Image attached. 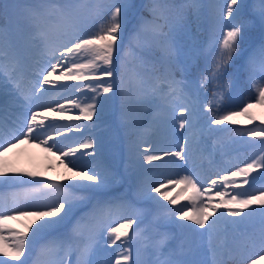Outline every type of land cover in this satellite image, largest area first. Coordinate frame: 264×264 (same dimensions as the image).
<instances>
[{
  "label": "snow or ice",
  "instance_id": "snow-or-ice-1",
  "mask_svg": "<svg viewBox=\"0 0 264 264\" xmlns=\"http://www.w3.org/2000/svg\"><path fill=\"white\" fill-rule=\"evenodd\" d=\"M130 7L129 0H12L0 8V154L21 140L34 142L46 152L58 153L59 162L74 173L65 177V182L21 180L7 177V164L0 160L3 183L33 185L23 192L0 195V257L6 258L0 259V264H111L97 259L105 236L109 247L120 242L114 264H264V255H259L264 252V186L234 191L230 199H226L227 192L216 191L219 204L214 206L213 197L208 195L205 206L195 172L173 180L159 171L165 158L169 164L177 160L187 163L193 149L204 142V133L216 131L212 126L236 125L237 116L251 123L255 119L249 113L253 102L264 106V0H252L251 5L243 0H211L208 4L204 0H183L179 4L174 0H148L143 5L147 14L140 16L125 45ZM173 10L179 12L175 19L170 17ZM206 15L210 17L204 29L207 40L194 44L181 61L178 33L188 28L189 18L201 30ZM217 30L222 35L220 40ZM250 31H257L260 40L247 57L245 71L250 81L257 73L261 79L252 84L255 95L242 108L222 112L229 85L220 81L244 34ZM200 59L204 60V69L197 82L191 78L190 69ZM177 69L181 79L176 78ZM57 81L91 83L65 85ZM210 88L212 98L199 110L200 93ZM57 89L87 90L91 95L86 100L90 102L65 97L67 107L51 98L47 104L39 103ZM117 99L118 114L114 106ZM110 104L116 115L113 127L124 129L129 138L136 137L129 147L128 167L133 168L129 179L134 188L131 197L127 192L111 194L120 180L105 165L99 138L90 135L58 144L55 137L63 138L82 126L46 122L44 114L57 112L62 116L78 109V119L93 121L95 128L94 117L100 120ZM150 105L157 109L154 119L164 117L170 122L173 136L177 127L188 133L184 142L176 145V151L150 146L143 139L149 129H141L129 114V106H135L139 113ZM38 108L44 112L34 110ZM49 131L55 137L48 135ZM235 131L239 136L259 137L260 154L251 162L245 161L243 167L225 169L229 175H220V183L225 187L235 185V178L241 177L243 185L251 186L257 177L264 180V121ZM141 143L146 145L143 149ZM157 161L161 164L156 165ZM26 175L35 177L38 173ZM175 184L193 189L194 195L188 200L199 203L191 208L169 207L177 200L169 197L167 186ZM216 185L217 181L211 180L209 191ZM139 202H150L155 211L138 207ZM89 205V211L73 222L75 212ZM221 208L224 211H219ZM28 215L35 219L23 232L5 223ZM149 215L151 219L145 224ZM257 216L259 228L254 224ZM69 224L71 227L62 231ZM169 226L177 231H170ZM134 241L140 245L136 260L131 257ZM257 246L259 252H252ZM251 255L259 259H251ZM73 256L74 261L70 259Z\"/></svg>",
  "mask_w": 264,
  "mask_h": 264
},
{
  "label": "rangeland",
  "instance_id": "rangeland-1",
  "mask_svg": "<svg viewBox=\"0 0 264 264\" xmlns=\"http://www.w3.org/2000/svg\"><path fill=\"white\" fill-rule=\"evenodd\" d=\"M11 3L12 0H8L6 1L5 4H11ZM187 32L188 31H186V33ZM179 34H184V33L183 31L182 32L180 31ZM181 38L183 40H181L182 51L180 55V60L184 61V58H186L187 55V51L185 47H187L188 51H190L191 47L194 45V42H192L193 44H190L189 40L185 37V35H182ZM216 38L217 40H220L222 39V35H218ZM201 61L203 65H199L200 66L199 69H201L204 66V60L201 59ZM191 73L193 72L191 71ZM58 74L59 71L55 73V75ZM239 77H241L240 80L241 82L239 83L240 85L238 86V88L241 87L240 92L244 95V97L241 98L242 99L245 98L247 103L249 102V98L255 95L252 84L254 82L260 81L261 77L260 74L257 73L254 80L250 81L248 77V73L245 71V68L241 70ZM56 83L72 85L74 83L76 84L91 83V81H84V82L57 81ZM244 83H246L245 86L243 85ZM25 85L27 86L26 81H25ZM90 95L91 93L87 92V90H85L84 93H79L75 89H72L71 91H64L63 89H57L56 91L49 93V95H46V97L47 100L51 98L53 101H58L61 104H65V106L67 107L68 104L66 102L65 97L71 99L78 98L82 103H87L90 101L86 100V96H90ZM39 103L47 104L48 102H46L44 98L40 100ZM115 103L117 106L119 105L118 99L117 101L114 102V104ZM200 104L201 101L199 100L198 105ZM198 105L197 107L199 109ZM53 107H55V104H53ZM34 110L44 112L43 108H38ZM178 112H179V108H177V113ZM249 112L252 113L256 121L260 123L261 121H264V106L257 105L253 102V106L251 109H249ZM156 113H157V109L155 105L147 106L146 110H142L143 116H141L138 125L140 126L141 129L145 127L149 129L148 135L143 136V139H147L150 143V146L152 147H156L158 149H167L168 151H176L177 150L176 145L179 143H183L184 136L188 133L187 132L182 133V131L177 127L176 135L173 136L171 132L170 122L164 117H161L159 119H154ZM44 114L46 117V122L50 121L57 125H66L71 123L73 125L80 124L82 126L79 131L69 132L63 138L55 137V133L49 131L48 135L54 136L58 144L71 143L75 140L87 139L89 138L90 135L99 138V141L103 144L102 159L105 165H107L113 172H115L118 179L120 180L119 184L113 186L111 190V194L120 195L122 193L127 192V194L130 197L132 196V192L134 191V188L130 187L131 181L129 179V176L133 172V168L128 167V161H129L130 140L135 141L136 137H132V138L127 137L125 135V131L121 128L117 129L113 127L111 128L112 129L111 131H108V125H106V123H108L110 119L109 114L103 115L100 120H94L95 123L98 125V127L95 128L92 127L93 121L89 122L86 120L78 119L79 117L78 109H73L70 112H66L62 116L59 115L57 112H52V113L44 112ZM113 115L114 114H112V116ZM85 125H87L88 127L84 128L83 126ZM119 130H121L122 134L120 133ZM205 141L206 140L204 137V142ZM204 142L201 143L199 147L193 149L191 157L187 160V163H185L184 161L177 160L175 164H169L168 158H165V161L163 162L164 167L160 168L159 171L164 172L169 178L173 180H178L185 175H191L193 172H195L200 180V184L198 185L199 190L201 193H204L201 199L204 200L205 206H207L208 195H211L213 197L212 203L215 206L216 204H219V200H220V198L215 196L216 191L227 192L228 196L226 197V199H230L231 194L234 191H239V188H242L243 184H242V179L241 182L236 181L235 185H229L227 187H225L223 184L220 183V175L222 174V172L220 171V169L215 168L214 165L215 161L213 159L215 155L211 151H206V149L203 147ZM145 146L146 145H144L143 143L140 144L141 149H143ZM242 147L244 146L243 143L241 142L236 146V148L238 149ZM201 149H203V151H201ZM58 155H59L58 153L54 155L50 152H46L43 146H37V144L34 142H25L24 140H21L19 143H15L14 146L9 148L7 151L2 152V154H0V160L4 161L7 164V170H6L7 177H18L21 180L35 179L49 183L65 182V177H73L74 173L69 172L68 169L59 162ZM121 155H123V158L120 160ZM85 159H87V157H85ZM137 163H142V161H139ZM154 163L156 165L161 164L160 161ZM145 167L148 166L145 165ZM28 172L38 173V175L35 177H29L26 175V173ZM148 175L151 176L155 174L149 173ZM2 178H3L2 181H4L5 176H0V180ZM257 179L260 178L257 177ZM211 180H216L217 185L214 188H211V190L209 191ZM16 184L18 183L0 184V195H9L11 193L23 192L25 189L33 187V186H28V187L25 186L21 188H14ZM5 188H10V189H5ZM167 188H168L167 194L169 195V197L175 198L177 200L176 205H168L169 207H180L182 205H187L188 208H191L199 203V201L188 200V197L194 195V190L191 189L190 187H186L184 184H175L174 186L168 185ZM152 195L155 196L156 193H152ZM158 199H160L162 203L167 204V201H164L162 197H158ZM137 206L141 208L149 209L150 211H155V206L150 202H139ZM90 207H91L90 205L87 207L81 206V208L75 212V215L73 216V222L75 221L76 218L82 215V213L89 211ZM228 207H234V205H228ZM188 208H186L185 210H188ZM219 211H224V209L221 208L219 209ZM9 215H13V213H10ZM33 219H35V217L32 215L17 216L16 219H8L5 221V223L9 228L23 232L25 231V226L28 225ZM150 219L151 216L149 215V217L145 220V224ZM229 219H238V218L229 217ZM180 223H191V222L181 220ZM254 224L255 227L257 228V226L259 225L258 216L256 217ZM143 226L144 225H141V227ZM70 227L71 224L67 225L65 229H62V231H66L67 228ZM133 227L135 228L136 226L134 225ZM192 227L195 228L198 226L193 224ZM169 230L173 232L177 231L175 228H172L171 226H169ZM200 231H204V230L201 229ZM119 244L120 242H117L116 245H112L109 247L107 243V237L105 236V238L101 240V251L97 256V259L101 262L110 261L111 264H114V261L120 252ZM2 246L3 245H0V247ZM139 249H140L139 243L137 241H134L131 245L132 260L137 259V253ZM246 253L247 251L245 252V255ZM142 258L143 257L141 256V259ZM0 259H6V258L0 257ZM70 259L74 261L75 256L71 257ZM251 259H259V256L256 255V257H252ZM9 264H17V262L9 261Z\"/></svg>",
  "mask_w": 264,
  "mask_h": 264
},
{
  "label": "trees",
  "instance_id": "trees-1",
  "mask_svg": "<svg viewBox=\"0 0 264 264\" xmlns=\"http://www.w3.org/2000/svg\"><path fill=\"white\" fill-rule=\"evenodd\" d=\"M6 1L8 0H0V8H2ZM148 0H129V3L132 5L130 7L128 12V19H127V30L124 33V43L125 45L129 42V37L133 33L134 29L138 25V21L141 15H146V9L143 8V5L146 4ZM175 3L179 4L182 3L183 0H174ZM205 4L211 3V0H204ZM243 3L245 5H251L252 0H243ZM247 10V9H245ZM207 12V10H206ZM179 16V12L176 10H173L170 12V17L176 18ZM2 22V21H0ZM207 22H210V17L206 15V23L201 26V30H197L196 25L194 23H191V18H189L188 21V28L186 30H183L184 34H179L178 39L183 40L181 38L182 35H185V37L189 40L190 44L195 45H201L207 40V31L204 29L207 27ZM97 25H93V27H96ZM186 31H188L186 33ZM182 32V31H181ZM221 35L219 33V30H217V36ZM260 40L259 33L257 31H250L249 33H245L243 39L240 41V47L237 53L233 54V59L230 63V66L228 69H226V74L221 79V84H228L229 87L225 89V98L223 101V109L224 110H238L244 106L246 103V99H242L241 97H244V95L240 92V88L238 86L241 82V77H239V74L241 73V70L245 68L247 57L249 53L252 50V47L254 45H258ZM182 46V43H181ZM187 54L189 53L187 47H185ZM158 55V53H157ZM187 58V55H186ZM184 58V60L186 59ZM201 59L196 61V63L192 66L191 71V78L196 79L197 82L199 81L200 73L203 71L204 66L200 68L199 65H203L201 63ZM174 68H176V65H173ZM196 68V69H195ZM176 78L181 79V74L176 70ZM76 84V83H74ZM73 85V84H72ZM244 86L246 83L243 84ZM212 88H210L207 92H204L203 90L200 93L199 100L201 101V104L199 106V110L203 108L204 105H206L209 101V99L212 98ZM108 95V94H106ZM207 102V103H206ZM119 103V100H118ZM112 105L110 104L105 108L103 115L109 114V121L106 123L109 128H113V121L116 119V115L114 117L110 116V112ZM119 109V105H118ZM129 114L132 118H134L138 124L141 116H143L142 111H139L137 113V109L135 106H129ZM250 113V112H249ZM118 114V112H117ZM212 115H215V112L212 113ZM252 115V113H250ZM253 116V115H252ZM236 120L239 121L238 124H227L225 125H214L212 126L214 129L217 130V128L224 127L223 130H217L214 131L215 133L210 134L208 132H205V135L210 134L209 140L207 142L209 143L208 146L213 151L216 158L219 159L217 163V168L220 169L222 172L221 175H229V172L225 171L227 168H231L232 170H235L234 166L239 165L240 167L244 166V162H251L252 159H255L256 156L260 154V138L254 137V136H239L237 135V132L235 129H244V128H253L254 126H259L260 122L256 121L255 119L250 123L244 116H237L235 117ZM94 120L96 118L94 117ZM91 122V121H89ZM124 130V129H123ZM243 143L242 148L238 149L236 146L238 144ZM227 154V155H226ZM260 170H257L259 172ZM256 173H253L255 175ZM243 178L238 177L236 178V181L240 182ZM261 186H264V180L256 181L255 184L249 186V185H243L242 188L239 189V191H251L252 188L259 189ZM252 252H259V247L257 246L256 249L251 250ZM247 255H250V252L247 253ZM259 255H264V252H260ZM252 257H256V255H251Z\"/></svg>",
  "mask_w": 264,
  "mask_h": 264
},
{
  "label": "bare ground",
  "instance_id": "bare-ground-1",
  "mask_svg": "<svg viewBox=\"0 0 264 264\" xmlns=\"http://www.w3.org/2000/svg\"><path fill=\"white\" fill-rule=\"evenodd\" d=\"M54 76H55V73H54ZM41 78H42V77H41ZM50 79H52V78L50 77ZM45 87L48 88V87H50V86H47V85H46ZM48 95H49V94H48ZM43 99H44V98H43ZM45 101L48 102L46 96H45ZM2 180H3V178L0 180V184H3V181H2ZM7 189H10V188H7Z\"/></svg>",
  "mask_w": 264,
  "mask_h": 264
}]
</instances>
